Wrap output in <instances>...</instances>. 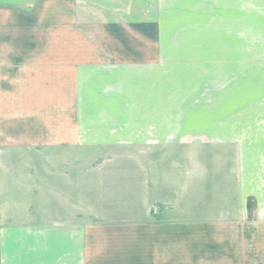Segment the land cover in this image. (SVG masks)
Returning <instances> with one entry per match:
<instances>
[{
	"label": "crops",
	"instance_id": "0c3cea01",
	"mask_svg": "<svg viewBox=\"0 0 264 264\" xmlns=\"http://www.w3.org/2000/svg\"><path fill=\"white\" fill-rule=\"evenodd\" d=\"M177 5V24L264 21V0ZM164 14L0 0V264H168L177 230L234 227L249 197L264 212V89L246 87L264 85V52L245 28L224 56L263 120H234L226 73L225 124L204 126L206 94L176 68L197 49L168 44Z\"/></svg>",
	"mask_w": 264,
	"mask_h": 264
},
{
	"label": "rangeland",
	"instance_id": "374dc122",
	"mask_svg": "<svg viewBox=\"0 0 264 264\" xmlns=\"http://www.w3.org/2000/svg\"><path fill=\"white\" fill-rule=\"evenodd\" d=\"M118 1L119 6L124 10L127 9L130 15L136 19L145 17L146 10L151 11L154 15H160L161 12L165 13L164 15L169 20H173L169 26L168 44L173 46L175 50L177 47H184L185 49L190 46L197 49L195 52L185 49L190 52H186V54L193 59L183 61V63L177 62L183 68H176L184 70L186 76H194L200 91L206 94L201 103L202 105L208 104L209 110L202 108L204 117L202 115L200 124L224 126L225 109L223 105L226 92L228 93L226 73L231 75L234 83L232 86V92L234 91V120L235 117L239 118L241 108L245 111L243 119L247 120V124H256L257 121L263 120L262 117L256 116L259 114L258 109L262 108V102L247 98L244 104L240 105L235 101L234 93L239 90L240 86L237 82L235 83L236 71L240 69L235 67L225 69L224 56L226 48L231 49L232 53H240L242 47L238 34L245 28L246 37H244V41L246 46L259 47L253 50V54L250 56L257 55L260 51L264 52V21H249L247 25L246 21L228 22L225 20H197L177 24V0ZM96 8L100 9L97 4ZM230 24L232 37L226 35V30H228L226 26L228 27ZM152 27L155 30V22ZM174 65L176 62L170 64V68ZM188 81L192 83V81ZM259 82L262 83L264 80L260 79ZM209 87H211V92ZM246 87H248L247 90L252 88L254 90L264 89V85L261 84L246 85ZM214 88L215 91H212ZM245 207L242 218L239 220L234 218L236 221L234 227L208 228L206 227L207 223L202 222L199 228L177 230L179 240H183L186 247L185 245H183L184 249L179 245L175 248L170 247L168 264H264V212L257 207L255 198L249 197ZM192 246L195 247V251H192ZM158 256L160 257V255ZM174 257H177V260H174ZM158 263L160 264V261Z\"/></svg>",
	"mask_w": 264,
	"mask_h": 264
}]
</instances>
